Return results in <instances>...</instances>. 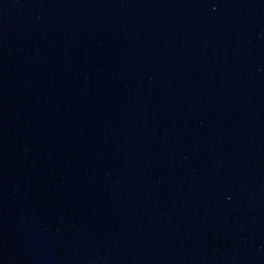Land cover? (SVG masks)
Listing matches in <instances>:
<instances>
[{
	"label": "water",
	"instance_id": "water-1",
	"mask_svg": "<svg viewBox=\"0 0 264 264\" xmlns=\"http://www.w3.org/2000/svg\"><path fill=\"white\" fill-rule=\"evenodd\" d=\"M0 264H264V0H0Z\"/></svg>",
	"mask_w": 264,
	"mask_h": 264
}]
</instances>
